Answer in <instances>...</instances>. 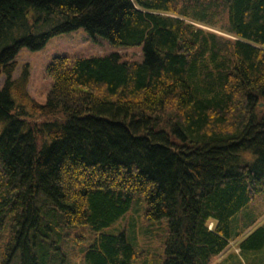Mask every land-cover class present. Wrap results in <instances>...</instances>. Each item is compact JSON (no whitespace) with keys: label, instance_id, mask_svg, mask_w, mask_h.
I'll return each mask as SVG.
<instances>
[{"label":"trees","instance_id":"trees-1","mask_svg":"<svg viewBox=\"0 0 264 264\" xmlns=\"http://www.w3.org/2000/svg\"><path fill=\"white\" fill-rule=\"evenodd\" d=\"M215 1L232 37L195 25ZM78 28L142 60L54 55L38 102L17 52ZM0 75L3 264H153L107 230L134 193L166 222L160 264H208L255 221L231 229L264 193V0H0ZM263 245L260 225L215 264H255Z\"/></svg>","mask_w":264,"mask_h":264},{"label":"rangeland","instance_id":"rangeland-1","mask_svg":"<svg viewBox=\"0 0 264 264\" xmlns=\"http://www.w3.org/2000/svg\"><path fill=\"white\" fill-rule=\"evenodd\" d=\"M193 3H188L187 6H193ZM204 7L213 13L210 16V24L195 23L197 27H201L203 30L214 31L220 35L221 40L226 37H232L231 35L221 31V27L226 26V9L219 2H205ZM209 18V16H208ZM117 52L123 59L142 60V47L141 45L135 46H118L112 44L108 39L99 35H90L83 28L67 31L50 37L46 43L39 49L31 50L27 47H21L15 56L16 67L13 72V77L20 74L23 65H28L29 76L27 83V90L32 98L38 102H44L46 92L50 86L51 79L46 74V66L52 56L54 55H67L70 58L74 57H88L94 55H105L108 53ZM4 77L0 75V86ZM146 204L143 197L139 194H133V202L131 208L127 214L122 216L114 225L107 228L110 232H116L118 230L124 231L129 237H132L134 241L138 242V245L145 250L144 261L146 259L152 260L153 264H160V255L162 254V241L165 237L166 222L160 221H147L144 219V210ZM251 213V219L255 217V221L245 229V231L236 239L230 240L229 244L218 255L213 257L208 264H215L224 259L231 253H237L242 257L241 251L238 248V241L245 237L257 226L264 227V193L255 197L247 206L242 208L236 215H234L231 222V229L234 231V220L236 223L243 221L245 215ZM211 222L209 226H211ZM73 232H70L72 235ZM7 227L0 229V264L2 250L6 242ZM70 235V236H71ZM83 244V242H81ZM70 242L65 245L67 255L69 252ZM249 261L255 264L264 263V245L259 250H253L249 253H245ZM17 259V260H16ZM18 252L13 256L10 263L18 264ZM73 264H86L85 261L80 258Z\"/></svg>","mask_w":264,"mask_h":264}]
</instances>
